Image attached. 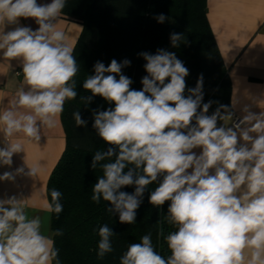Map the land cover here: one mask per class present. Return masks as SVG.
<instances>
[{"label":"clouds","instance_id":"1","mask_svg":"<svg viewBox=\"0 0 264 264\" xmlns=\"http://www.w3.org/2000/svg\"><path fill=\"white\" fill-rule=\"evenodd\" d=\"M65 6L66 0H0V53L20 61L26 86L0 112L6 139L22 133L38 141L41 128L55 127L65 102L78 96L74 49L56 27ZM21 18L34 19L38 28L20 26ZM154 18L161 24L169 20L163 13ZM6 25L16 26L5 31ZM184 39L183 33L170 34L173 48ZM138 55L147 73L140 90L123 73L128 59H112L107 66L97 61L82 83L91 93L81 97L86 107L96 96L113 105L92 110V128L108 145L91 158L90 168L102 169L92 201L108 202V212L129 225L149 185H157L148 196L151 205L161 209L169 202L164 220L173 230L165 235L161 227L158 235L170 255L159 254L148 233L129 244L119 264H264V112L245 109L239 124L218 127L226 118L224 106L208 114L213 101L203 102L202 78L185 95L189 70L174 52L159 48ZM73 118L77 127L88 124L79 110ZM22 150L21 143L9 142L0 148V163L10 165ZM36 174L31 167L30 175ZM127 187L134 191H124ZM50 197L45 208L59 216L62 193L52 189ZM22 201L0 199V264H61L54 241L44 234L46 220L30 218ZM115 234L107 224L99 227L98 259L113 251Z\"/></svg>","mask_w":264,"mask_h":264},{"label":"trees","instance_id":"2","mask_svg":"<svg viewBox=\"0 0 264 264\" xmlns=\"http://www.w3.org/2000/svg\"><path fill=\"white\" fill-rule=\"evenodd\" d=\"M161 13L169 17L163 24L154 18ZM61 15L82 25L73 47L74 57L86 48L101 55L99 61L105 66L112 59L118 62L128 59L131 65L125 67L123 73L133 80L131 87L140 90L141 78L147 73L144 69L146 61L138 53L155 54L159 48L166 49L174 52L189 70L185 78L186 96L187 89L196 87L198 79L202 78L203 102L213 101L209 112L220 106H224L221 111H231L229 76L206 18L205 0H76L65 7ZM173 32L183 33L185 38L177 48L171 46L170 34ZM93 66L89 64L82 71L76 99L64 104L61 119L65 148L47 180L49 202L52 189L62 193L63 211L59 216L51 213L52 240L59 251L58 258L61 264H119L129 244L139 243L140 238L148 233L152 234L155 250L166 258L170 251L158 233L161 227L165 235L173 229L164 220L169 202L161 209L149 203L148 196L157 186L155 183L148 186L136 222L131 225L121 224L118 216L108 212V202L95 203L91 199L92 186L102 175L99 167L90 168L91 158L96 151L108 147L92 128V110L113 106L99 96L94 97L87 107L81 99L91 95L82 88V83L93 74ZM78 110L88 121L85 127H77L75 123L73 113ZM123 190L132 192L134 188ZM65 215L69 224L62 220ZM105 224L116 233L112 237L113 251L98 259V229ZM57 229L62 230L63 235H54Z\"/></svg>","mask_w":264,"mask_h":264},{"label":"crops","instance_id":"3","mask_svg":"<svg viewBox=\"0 0 264 264\" xmlns=\"http://www.w3.org/2000/svg\"><path fill=\"white\" fill-rule=\"evenodd\" d=\"M37 2L50 3L51 0ZM205 8L206 18L229 76V110L241 118L247 114L245 109L257 114L264 112V0H205ZM19 23L34 30L38 28L32 18H21ZM15 26L6 25L5 31ZM56 27L65 33L66 42L74 47L82 25L60 15ZM19 71L21 74H18ZM21 87L26 86L20 61L9 60L0 53V112L11 107ZM225 126L232 127L230 117L225 119ZM241 127L248 125L242 124ZM2 128L3 125H0ZM9 142L21 143L23 150L13 154L10 165L0 163V199L16 197L23 200L30 218L39 216L46 220L44 234L52 239L51 213L47 212L45 205L49 203L48 177L65 148L61 115L55 127L41 128L38 141L22 133L6 139L0 132V148L6 147ZM193 151L199 154L200 149ZM31 167L37 168L35 176L30 175ZM5 173L10 176L3 178Z\"/></svg>","mask_w":264,"mask_h":264},{"label":"rangeland","instance_id":"4","mask_svg":"<svg viewBox=\"0 0 264 264\" xmlns=\"http://www.w3.org/2000/svg\"><path fill=\"white\" fill-rule=\"evenodd\" d=\"M76 2V0H66V6L68 7V5L70 3ZM78 2V1H77ZM79 3V2H78ZM96 55V56H95ZM77 60V64L79 66V72L77 73V75L74 77V79L76 80L77 85L80 84V82H82V77H81V73L84 70V68L86 66H88L89 64L94 65L97 61H99L100 59H102L101 55H98L97 53H91L90 51H88L86 48L82 49L79 51V53L77 54V56L75 57ZM68 216L65 215V218L62 217L63 222L66 221V224H69L70 221L68 220Z\"/></svg>","mask_w":264,"mask_h":264},{"label":"built area","instance_id":"5","mask_svg":"<svg viewBox=\"0 0 264 264\" xmlns=\"http://www.w3.org/2000/svg\"><path fill=\"white\" fill-rule=\"evenodd\" d=\"M18 74H21V72L19 71ZM212 113L213 112H209L208 114L211 115ZM221 113H222V115H226V118L227 117H230L231 118V125H232V127H234V125H236V124H239L241 122V120L243 119L239 115H237L236 113L231 112V111H221ZM225 119L224 120H218L217 126L218 127L219 126H225Z\"/></svg>","mask_w":264,"mask_h":264}]
</instances>
